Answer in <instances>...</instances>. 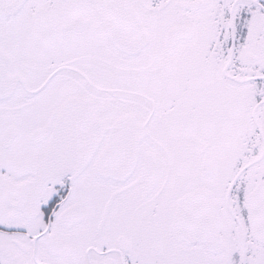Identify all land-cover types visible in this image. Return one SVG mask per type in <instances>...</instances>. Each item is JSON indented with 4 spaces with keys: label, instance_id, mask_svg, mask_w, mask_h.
Returning <instances> with one entry per match:
<instances>
[{
    "label": "snow or ice",
    "instance_id": "6c2138e0",
    "mask_svg": "<svg viewBox=\"0 0 264 264\" xmlns=\"http://www.w3.org/2000/svg\"><path fill=\"white\" fill-rule=\"evenodd\" d=\"M0 264H264V0H0Z\"/></svg>",
    "mask_w": 264,
    "mask_h": 264
}]
</instances>
